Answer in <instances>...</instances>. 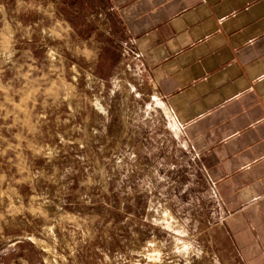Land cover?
<instances>
[{
  "label": "rangeland",
  "instance_id": "374dc122",
  "mask_svg": "<svg viewBox=\"0 0 264 264\" xmlns=\"http://www.w3.org/2000/svg\"><path fill=\"white\" fill-rule=\"evenodd\" d=\"M205 164L111 0H0V264H239Z\"/></svg>",
  "mask_w": 264,
  "mask_h": 264
},
{
  "label": "crops",
  "instance_id": "0c3cea01",
  "mask_svg": "<svg viewBox=\"0 0 264 264\" xmlns=\"http://www.w3.org/2000/svg\"><path fill=\"white\" fill-rule=\"evenodd\" d=\"M224 211L239 264H264V0H111Z\"/></svg>",
  "mask_w": 264,
  "mask_h": 264
}]
</instances>
